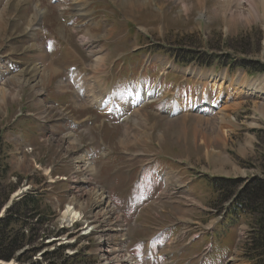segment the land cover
Masks as SVG:
<instances>
[{"label":"rangeland","instance_id":"374dc122","mask_svg":"<svg viewBox=\"0 0 264 264\" xmlns=\"http://www.w3.org/2000/svg\"><path fill=\"white\" fill-rule=\"evenodd\" d=\"M233 1H235L234 5L231 3L232 0L231 2L230 0H90V2L89 0H64L66 6H62L60 3L52 5L50 0H0V17L3 18V24L0 26V48H4L6 33L12 32L11 39L14 38L11 48L13 53L6 54V50L0 51L1 64L4 65L7 60H17L19 53L14 51L22 50L21 44H25L30 52L37 50L43 55L45 54L42 46H39L44 44L41 36L42 31H36V35H32V32L27 33V30L35 25L34 22L40 23L41 19L44 20L46 16L45 24L49 27L48 31L59 36L65 44L75 45L73 49L87 63L86 66L90 72L100 70V73L103 74L102 80L107 87L116 81L140 75L153 82L161 80L162 83L160 84L158 81L157 85L164 87L166 84L165 95H168L166 104L171 101L174 94L178 97L190 87L202 90L205 88L204 92L210 90V94L214 98L216 89H209L212 84L209 81L210 86L207 85L206 78L208 79L209 76L211 81L221 85L223 89L240 87L247 83L251 86L256 85L258 90L262 91L264 90V75L251 77L243 69L230 70L227 67L233 59L240 61L242 56L245 60L258 61L261 65L262 62L264 63V18L262 16L253 18L246 7L239 6L240 0ZM256 2L258 1L256 0ZM82 3L84 6L87 5L88 9L83 14H79ZM225 3L230 4L229 7H226ZM37 7H40L38 12ZM236 9L237 11H235ZM86 12L88 15L84 14ZM262 13L263 11L260 12V14ZM237 19L241 20L237 21ZM39 23L34 30H37ZM192 36L195 39L189 40ZM89 38L92 40L90 45L81 44V39L88 40ZM5 40L8 41V36ZM18 42L22 43L17 44ZM179 45L196 48L209 46V50L211 49L215 55L224 58L220 64H217L218 66L211 68L199 67L196 62L181 67L170 53L165 52L167 47ZM37 46L41 47V50ZM99 49H103V51ZM235 49L237 50L234 51ZM105 50L108 53L107 63L98 67L100 53L105 54ZM245 50L249 54L242 55V51ZM91 52L96 55V58L92 57ZM29 56V60L32 62L28 63L30 66H35L36 61L41 60L37 54H29ZM54 63L59 65L56 61ZM0 73L3 75V71ZM53 74L46 75L49 84L52 81L47 86L49 94H57V87L60 91H66L65 86L60 84L62 81L58 82L57 77L52 80ZM13 80L16 81L17 78L14 77ZM21 81L26 83L24 79ZM2 85L3 83L0 82V90L7 92L8 89ZM259 94L252 95V91H246L242 95L233 94L239 95L235 98L226 96L228 99L222 103L218 112L219 117L216 116L218 110L208 114H192L185 113L181 106H178L175 112L162 114L158 109L163 106H158L156 102L135 110L123 124L112 125L115 122H111L112 128L106 127L104 147L109 155L114 157V162L108 166L109 168L102 169L100 167L103 164L98 160V170L94 175V180L99 185H106L109 181L107 177L115 178L117 175L113 176V171L117 170L116 163L123 161L124 164L119 166L120 173L125 171L126 159L134 160L139 164L151 163L154 159L162 173L171 172L172 177L168 181L167 190L162 187L159 189L154 187L149 191L151 194L149 203L142 207L144 211L140 214V220L144 221L145 216L149 215L148 222L144 224L153 226L158 219L156 217L158 208L161 209V213L158 214L162 218L164 212L172 217V237L174 236L172 243H175L176 250H185L180 256L181 264L190 259L195 261L192 264H198L203 257L197 250V243L192 247L196 251L189 252L186 246L193 236L202 233V236L210 237L212 232L217 230L220 236L218 234L214 236L216 253L211 256L216 257L219 264H253L245 257L244 246L248 238L237 246L240 229L246 230L249 236L253 228V218L241 216L235 218L237 221L234 222L235 220H231L230 216L231 223L229 220L224 223L227 218V214L224 215V212L228 204L222 203L225 194L216 193L214 196H210L205 185L210 187L208 179L212 178L248 180L262 176L264 92L261 93L262 95ZM14 96L13 93L6 97L7 105H4L0 98V142L4 148L7 163L25 167L26 170L23 173L13 168V171L19 173L20 175H17L24 180L27 177L30 178L29 175L34 170L31 160L35 155L26 154L24 148H20L19 145L36 148L39 145L36 132L39 126L35 121L23 122V119H20L19 126H16V123L14 124L8 118L11 113V117L15 114V109L13 110L10 104ZM78 106L80 105L78 104ZM226 111L229 118L226 123H221L220 117H224ZM48 136L54 137L52 133H49ZM61 136L62 134H59L52 139L51 150L57 148L61 155L69 154L71 159L74 158V154L70 153V140H66L64 144L63 141L68 137L61 138ZM99 144L101 141L96 139V143L92 146ZM50 152L43 149L35 154L38 159L43 160L49 156ZM160 153L164 155L161 158ZM207 153H209L210 159L203 160ZM150 154L151 158L146 157ZM175 159L184 160L185 164L181 166H185V168L172 166V169H166L164 167L165 162L172 164ZM64 170L62 174L69 175L72 166L66 164ZM199 173L206 178L200 177L195 182ZM38 179V176L34 177L33 182L37 184ZM190 180L191 184L184 187ZM155 182L156 180H150L149 184ZM178 186L181 188L178 189ZM5 187L7 186L5 185ZM128 187L130 185L112 186L111 197L117 200L118 194L123 195V190ZM42 188L49 189L50 187L43 186ZM51 188V191L47 192L49 196H45L46 205L53 194L57 195L58 202L50 203V206H47L52 209H47V212L45 210L49 220L37 225V217L29 218L28 215L14 214V217L21 223L17 224L15 220L8 222L5 236L22 234L25 230L30 233L37 231L35 238H41L43 234L55 235V230L58 227L56 221L68 204L72 186L67 183H59ZM189 188L193 192H190ZM5 192L8 193L9 189H0V203L5 200ZM95 193L101 194L99 186L91 187L84 196L75 199V210L81 212L80 214L88 210L89 197L95 198ZM197 195H200L202 200ZM208 198L209 200H207ZM6 204L3 205V209ZM99 217L101 216L99 215ZM221 217L223 218L221 219ZM6 218H10V216ZM27 221L30 222L26 223ZM127 222L130 223L129 218H127ZM223 224L228 225L225 227L228 228L225 233L221 228ZM134 235L135 238L136 236L139 238L147 234L137 232ZM80 236L82 235L79 227H75L68 233H60L58 237L64 242L59 241V244L55 242L52 245L44 246L41 253L50 252L53 248L57 249L58 245L65 244L64 255L67 251L72 253L76 252V249L82 248L83 255L69 264H100V262L102 264V256L99 251L100 236L98 238L86 237L85 239ZM122 236L124 235L117 232L113 243L124 246L128 251L126 241L124 243ZM74 238H79L76 240L77 243L81 240L82 242L79 244L75 242L73 245ZM201 241L202 239L198 243ZM25 242L27 243L28 239ZM135 242L136 239L133 240V245ZM34 244L41 245L44 242L37 240L34 243H27L26 248H32ZM132 247L129 246L130 254H133ZM220 251L221 253L216 256ZM33 256L28 252L25 259L33 258ZM60 257L61 252H58L51 261L60 263L61 261H58Z\"/></svg>","mask_w":264,"mask_h":264},{"label":"bare ground","instance_id":"6f19581e","mask_svg":"<svg viewBox=\"0 0 264 264\" xmlns=\"http://www.w3.org/2000/svg\"><path fill=\"white\" fill-rule=\"evenodd\" d=\"M257 1L258 2H256V0H240L238 3H239V6L246 7L248 9V13L251 16H253V18L255 16H262V18H264V0H257ZM230 2H231V0H230ZM233 2L235 4V1L232 0L231 3L233 4ZM226 4L227 3H225V5ZM228 5H230V4H227L226 7H229ZM82 6H84L83 3H82ZM230 8H232V7H230ZM238 9H239V7H238ZM230 10H232V9H230ZM235 11H237V9ZM242 11H244V10H242ZM246 11H245V13H246ZM262 11H263V13L260 14V12H262ZM83 12H84V9H83V7H81L79 13L83 14ZM239 20H241V19H239ZM239 20L237 19V21H239ZM49 74L52 75L53 74L52 71ZM211 83L212 84L209 87V89H211V90H215L216 89V93L214 94L213 101H209L207 98L203 97L201 103L191 104V108H190L191 111L189 110L190 112L199 111V110L203 109L204 104H207L210 108L217 107L220 99H222L224 94H225V96L227 95V96H229L231 98L233 96V94L246 93V91L249 89V87H247L246 84H243L240 87H234V88L229 87L228 89L227 88L223 89L221 87V85H218L214 81H211ZM6 97H7L6 96V92L0 90V98H1V100H5ZM189 98H192V97H189ZM227 99L228 98H226V100ZM94 196H95V198L89 197L90 205H89L88 209L95 208L96 206H99V207L101 206V201L103 199H101L99 193H95ZM74 205H75V201L72 200L71 206H74ZM76 213H79V212L76 211ZM69 216H70V211L68 210L67 212H65L63 214L62 221L63 220L66 221L67 219H70ZM121 222H123V220H121ZM117 232H118V230L116 228H113L112 230L111 229L110 230H104V231H102L100 233L101 241L99 243V251H100L101 256H102V264H131V262H132V260L126 256V253L129 251V248L127 249L128 251H126L124 246L118 244L117 246H119L120 248L117 249L115 244L113 243V239H114V237H116ZM122 237L124 238V236H122ZM123 240H125V238ZM0 264H14V262H12V263H5V262L2 263V262H0Z\"/></svg>","mask_w":264,"mask_h":264},{"label":"trees","instance_id":"16d2710c","mask_svg":"<svg viewBox=\"0 0 264 264\" xmlns=\"http://www.w3.org/2000/svg\"><path fill=\"white\" fill-rule=\"evenodd\" d=\"M242 52L246 53L247 50ZM262 70H264V68H262ZM244 190V203L252 212H258L261 220L264 219V180H254L249 185H247ZM2 205L3 201L0 203V209L2 208ZM14 214H19L18 208L14 210V213L10 216V218L0 220V260L3 261H11L24 247L25 236L22 234H16L15 236L10 235V237L5 236L8 230V222L16 220ZM19 222L21 221H16V223ZM258 234L260 235H254L252 239L254 241V246L256 244V248L253 246V248L250 250V253H254L256 256L261 257L264 256V227L263 230ZM260 238L262 239L260 240ZM30 252H35V249H32Z\"/></svg>","mask_w":264,"mask_h":264}]
</instances>
